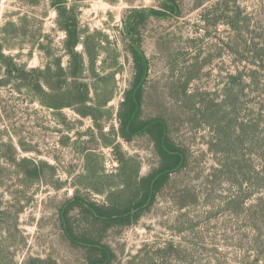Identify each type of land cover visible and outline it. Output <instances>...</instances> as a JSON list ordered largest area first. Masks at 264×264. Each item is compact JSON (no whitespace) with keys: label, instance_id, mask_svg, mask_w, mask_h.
<instances>
[{"label":"rangeland","instance_id":"rangeland-1","mask_svg":"<svg viewBox=\"0 0 264 264\" xmlns=\"http://www.w3.org/2000/svg\"><path fill=\"white\" fill-rule=\"evenodd\" d=\"M68 1L76 4L83 28L103 30L109 34L112 48L119 47V72L110 84L115 88L109 102L112 116L108 120L105 114L100 116L101 134L93 118L82 117L72 107L47 108L28 91L2 85L6 78L0 64L3 264H31L30 258L82 264L84 252L63 236L57 210L77 189L98 202L107 201L106 192L75 185L77 175L86 172L87 150L98 154L97 165L108 176L102 182L114 189L122 186L118 174L123 157L140 162L141 176L157 161L147 136L129 142L120 136L119 111L133 73L132 56L124 47L125 22L131 10L159 8L161 0ZM177 1L181 16L153 17L140 29L149 59L141 117H164L173 139L188 149L189 165L172 174L137 223L110 231L105 240L118 255L115 264H144L147 253L153 257L168 241L177 251L166 255L167 264H264L263 243L256 241L259 230L255 226L263 222L254 221L252 215L264 190H252L244 206H229L237 189L215 171L223 156L210 149L217 137L216 125L230 124L237 134L241 122L248 121L256 131L247 142L254 145L239 150L247 168L259 167L258 147L264 145V71L255 84L252 70L264 65V0ZM199 1L204 4L196 5ZM64 38L51 0H0V43L18 63L41 67L51 57L61 56L66 65ZM240 73L242 79L231 78ZM13 157L44 160L56 167L55 174L46 171L47 181L33 184L25 199L22 195V203L28 202L21 213L16 210L22 176L7 163ZM61 183L63 187L57 189ZM243 186L248 187L246 181Z\"/></svg>","mask_w":264,"mask_h":264},{"label":"trees","instance_id":"trees-1","mask_svg":"<svg viewBox=\"0 0 264 264\" xmlns=\"http://www.w3.org/2000/svg\"><path fill=\"white\" fill-rule=\"evenodd\" d=\"M203 4L204 1L196 3L198 6ZM51 5L57 12L58 25L65 33L63 46L68 57L66 65L63 64L62 57L57 56L51 57L44 66L30 68L24 63L15 61L13 56L7 55L0 43V64L6 78L2 80V85H13V88L19 92L28 91L47 108L61 110L72 107L82 117L93 118L100 133L103 134L104 126L97 121L103 114L106 120L112 116L109 102L114 97L115 88L110 84L119 72V47L115 45V48H112L113 42L109 34L103 30L83 28L76 4H70L68 0H51ZM169 15L177 17L182 15L177 0H161L159 8L131 10L122 30L124 47L133 59V73L129 87L124 91L119 111V134L127 142L140 135L147 136L157 160L156 164L147 174L141 176L140 162L129 156H125L127 159L125 161L123 157V166L118 174L122 188L119 186L118 189H114L112 184L107 183L106 186V183L102 182L108 176L103 173L102 167L97 165L98 161L95 157L98 154L89 149L85 154L86 172L77 175L75 185L92 188L98 193L106 192L107 201L98 202L77 189L72 197L58 206L60 230L72 246L83 250L82 264H115L118 255L105 240L106 235L114 229L121 230L137 223L169 184L172 174L182 171L189 165L188 149L173 139L167 120L161 116L141 117L145 87L149 79V59L141 43L140 29L147 26L150 18L162 19ZM262 71L264 65L261 64L258 69L252 70L255 84H258L257 78ZM242 77L240 73L237 77L231 78L242 79ZM188 84L189 81L185 84V93ZM245 85L248 87V84ZM244 88L245 86H242V90ZM250 125L248 121L241 122L236 134L230 124H218L217 137L215 142L210 144V149L214 153L223 156L215 171L226 176L237 189L236 195L230 196L228 200L231 207L233 204L238 208L244 206L243 203L252 190H264V145L258 147L259 167L254 169L247 168L245 157L239 150L249 143L251 146L254 145V142H247L249 136L256 131L254 125ZM7 163L12 169L17 170L19 176H22L19 180V184L22 185V189L19 190L21 195L17 197L16 210L17 213H21L25 203L28 202L25 200L22 203V195H25V199V192L33 184L47 181L46 171L55 174L56 167L47 161L27 157H13ZM245 181L248 185L246 188L243 186ZM99 185H104L105 189ZM56 187L61 189L62 183ZM253 208V220L263 222L261 226L255 224L259 230L256 241L263 243L260 249L263 252L264 192L258 197ZM174 251H177L175 244L168 241L155 251L153 257L147 253L144 256V264H167L166 255ZM30 262L59 264L51 258H30ZM0 264H3L2 259Z\"/></svg>","mask_w":264,"mask_h":264},{"label":"built area","instance_id":"built-area-1","mask_svg":"<svg viewBox=\"0 0 264 264\" xmlns=\"http://www.w3.org/2000/svg\"><path fill=\"white\" fill-rule=\"evenodd\" d=\"M113 163H114V165H117V162L115 160L113 161Z\"/></svg>","mask_w":264,"mask_h":264}]
</instances>
